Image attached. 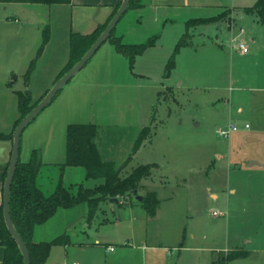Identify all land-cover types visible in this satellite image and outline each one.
<instances>
[{"label": "rangeland", "instance_id": "374dc122", "mask_svg": "<svg viewBox=\"0 0 264 264\" xmlns=\"http://www.w3.org/2000/svg\"><path fill=\"white\" fill-rule=\"evenodd\" d=\"M142 1L122 16L115 36L122 34L126 43L155 38L154 45L137 56L131 69L129 58L105 41L58 93L83 86L77 115L55 114L48 105L25 128L21 159L27 160L30 146L41 151V158L46 146L59 148L68 120L96 123L101 148L122 177L141 164H152L139 195L156 190L161 203L160 215L152 220L136 194L127 202L102 203L90 224L96 228L95 237L114 235L119 244L111 245L114 248L124 246L121 242L135 246L162 242L156 249H142L139 264H212L215 259L221 264L226 253L244 248L249 256L230 264H264V177L249 176L245 167L258 151L264 152V25L243 10L257 0ZM226 8L230 10L222 20L187 29L188 19L217 15ZM21 9L8 10L10 17L4 18L0 12V128L6 132L13 116L20 114L16 91L30 90L39 98L44 87L51 86L52 60L60 58L54 51L61 43L55 41L44 58L45 69L40 66L33 83L25 81L24 70L36 56L49 18L42 16L45 21L40 23ZM241 28L244 32L238 36ZM186 32L189 44L180 49L176 67L165 77L166 64ZM242 38L248 51L235 48ZM9 67L14 69L7 73ZM92 67H104L106 73L90 75ZM231 122L239 128L225 138L218 130ZM142 130L148 137L132 154ZM98 182L90 179L86 185ZM238 183L244 189L233 195L230 186ZM44 192L50 194V188L44 187ZM247 196L249 210L231 212L233 201ZM134 219L137 237L131 239ZM91 242L101 249L96 264H105L103 245ZM62 253L55 251L46 264H62Z\"/></svg>", "mask_w": 264, "mask_h": 264}, {"label": "trees", "instance_id": "16d2710c", "mask_svg": "<svg viewBox=\"0 0 264 264\" xmlns=\"http://www.w3.org/2000/svg\"><path fill=\"white\" fill-rule=\"evenodd\" d=\"M0 2L54 4L71 3L72 0H0ZM141 2L142 0H131L129 9L140 7ZM120 4L121 2L116 6L113 15ZM227 10L229 11L230 9L226 8L213 16L190 18L186 21V27L188 29L195 24H209L220 21L228 13ZM243 10L248 14L256 15L258 20L264 25V0H257L252 6H245ZM111 18L105 24L98 26L94 31L87 34L80 33L74 29L71 30L70 58L57 79L84 55L106 28ZM116 27L108 40L119 52L124 53L129 58L130 67L133 69L137 56L142 54L149 46L154 45L155 38L144 43H126L121 36H115ZM42 35V42L37 56L31 61L25 74L27 80L30 78L38 57L42 54L50 39L49 24L44 26ZM186 36L187 32L177 42L166 64L165 77L171 76L173 69L176 67V58L180 49L189 44ZM16 93L18 95L20 116L10 133L0 132V140L8 139L13 142V133L17 124L46 94L38 100H33L30 90H19ZM97 134L98 125L96 123L72 122L68 124L66 156L65 160L60 163V178L54 191L48 195L38 185V175L42 166L41 151L37 148L33 149L31 157L27 161H22L19 158L11 187L10 208L14 225L30 250L31 264H46L54 245H65L70 242L68 233H63L48 241L33 240L35 227L45 223L60 207L72 208L84 204L86 206L84 217L87 223H91L99 210H102V203L109 202L113 197H118L119 201L122 199L123 202H127L131 199L132 194L139 195L140 189L145 186V184H142V180L150 177L152 174L153 166L151 163H147L133 168L130 173L122 177L121 169L117 168L114 160L102 158L96 143ZM148 134L143 130L139 133L135 140L132 154L140 148L143 141L148 137ZM9 163L10 161L4 173V180ZM67 166H81L85 169L86 179H93L99 182L94 186H87L84 182L78 183L77 186H66L63 181V170ZM142 205L150 216H154L160 205L157 192L149 190L143 196ZM0 243L5 247L3 264H24L23 254L5 223L3 203L0 205ZM247 255L248 251L246 249H235L226 253L220 263L227 264L234 259L246 257ZM212 264H217V260H213Z\"/></svg>", "mask_w": 264, "mask_h": 264}, {"label": "crops", "instance_id": "0c3cea01", "mask_svg": "<svg viewBox=\"0 0 264 264\" xmlns=\"http://www.w3.org/2000/svg\"><path fill=\"white\" fill-rule=\"evenodd\" d=\"M120 2H122V0H72L71 3H54V4L0 2V12H2L1 14L3 18L10 17V15L7 16L9 12L8 10H19L20 8H23L21 9L22 10L21 13H26L27 11V13H29L31 16L33 15L36 16L34 21L42 23L45 21V20L42 21V16L43 18H49L47 24H49L50 26V39L46 44L42 54L38 57L34 69L28 80L25 74L34 57L30 58L28 65L26 64L27 68L24 70L25 81L27 83H33V78L35 76V73L40 68V66L42 65V68L45 69L47 63L44 61L45 60L44 58L56 41L61 44H58L59 46L54 51V53H56V56L60 55V58H56L55 60H52V64H54V67L52 68L53 76L49 80L50 85L52 86L70 58L71 30L74 29L83 34H87L94 31L98 26L108 22V20L112 17L116 6ZM43 6H47V7H43ZM46 11L49 13H44ZM40 12H42L43 14H41ZM2 21L3 19H1V22ZM119 36H122V34H120ZM123 37L124 36H122V38ZM38 49L36 52V56L38 53ZM13 69L14 68L9 67L6 72L9 73ZM105 71L106 69L104 67L103 68L92 67L88 71V73L90 75H94V74L101 75L106 73ZM101 79H103V77L100 78V80ZM76 86L78 85L76 84L75 87H71V89H69V91L66 93L62 91L48 108H52L53 106V112L55 114H60L61 112L62 114L76 113L77 115L76 112V110H78L77 100H79V96L82 93L81 91L83 90L81 88L83 86L80 87L79 89H77ZM84 86L87 85L85 84ZM50 87L49 86L44 87L45 89L44 94L50 89ZM44 94H42L37 99L33 98V100L40 99ZM19 116L18 117L13 116V119L11 120L12 121L11 130L6 132V130L0 128V132L10 133L14 129L15 122L19 118ZM68 124H70L69 120L66 122L64 126L65 137L62 145H60L59 148L56 147L54 149L47 148L46 146L42 151V166L40 168V172L38 175V185L43 191H44V187L47 186L48 188H50V191L53 192L58 184L61 174L60 163L65 160V156H66ZM98 135L99 132L96 136V143L102 158L105 160H112L105 152L104 148L103 149L101 148L102 146L100 145V142L98 140ZM12 146H13L12 141L8 139L0 140V205L3 203L4 173L7 168L8 162L10 161L11 158ZM35 148L36 147L33 146H30V148H28V151L26 153V156L28 157L27 160L30 159L31 153ZM21 153H22V148L20 151V158H21ZM261 155L264 156V152L258 151V155L252 156L251 159H249V161L252 160L256 161L252 164H250L249 162L248 165L245 166L246 170L249 172V176L253 177L254 175L256 176L258 175L264 177V158L261 159L260 158ZM27 160H22V161H27ZM63 181L66 186H77L78 183L81 182L86 183L88 179H86L85 169L83 167L67 166L63 170ZM243 189L244 187L240 183H238L237 185L234 184L233 186H230V191L233 195L235 194L238 195ZM156 192L161 203V198L159 196L160 194L158 193V191ZM212 195L215 198L218 196V194L215 192H213ZM246 198L247 199L244 200L245 199L244 198L242 202H239V200L233 201L234 202V203L232 202L233 205H235V203H240V204L238 206L232 205L231 212H232V208L233 211H235L236 209L248 211L250 208L249 201L251 198L249 196H247ZM85 211H86V206L84 204L72 208L60 207L50 219H48L45 223L37 225L35 227L33 233L34 241H48L54 239L55 237L63 233L69 234L70 242L65 245L63 244L54 245L48 260L51 258V256H53L55 251L57 252L58 250V252H60L62 250L63 253L60 255V260L62 261V264H86V262L96 264L100 258L99 251L97 250H101V249L95 248V246L91 242L92 239H94V242L96 244L103 245V248L105 250L104 251L105 264H137V263L139 264L140 257H143L142 249L149 250L150 248L156 249L159 246H163L162 242H159V245L148 244L143 246L142 245L135 246L134 244L130 245L128 243L121 242L122 244L124 243V246H120L114 249H109V246L111 245H119L118 240L114 235L106 234V233L98 234V236L95 237L94 229L96 228H92V226H90L91 223L85 222L84 220ZM159 215H160V205L157 209V213L154 216H149V220H152L153 218L154 219L158 218ZM106 220H108V218H106L104 221L102 220L101 223L102 224L105 223ZM93 221L94 220H92V222ZM137 227H138L137 219H134L131 223V232H129L130 233L129 235L131 236H128V238L131 237V239H135L137 237V230H136ZM138 236H140V233L138 234ZM226 249L228 250V248ZM246 250L249 251V249ZM4 251H5V247L3 244L0 243V264H3ZM148 253L149 251L145 252V254ZM230 262L228 264H230Z\"/></svg>", "mask_w": 264, "mask_h": 264}, {"label": "water", "instance_id": "95a60500", "mask_svg": "<svg viewBox=\"0 0 264 264\" xmlns=\"http://www.w3.org/2000/svg\"><path fill=\"white\" fill-rule=\"evenodd\" d=\"M130 1L131 0H122L119 8L107 24L106 28L96 39V41L68 71H66L55 81L53 86L46 92L42 99L21 119V121L17 124L14 130L11 158L3 186V212L7 228L15 239V241L17 242L23 254L24 264H31L30 250L25 240L14 225L10 208V193L12 183L15 177L16 168L20 158L22 134L25 128L42 112V110H44L48 105L52 103L54 98L63 89L65 84L68 83L72 79V77L76 75L88 63V61L93 57V55L100 48V46L108 40L112 31L115 29L122 16L129 9ZM254 162L256 161L252 160L250 161V164ZM137 199L143 200V195H137ZM110 202L112 204L114 202H119V198L113 197L110 199Z\"/></svg>", "mask_w": 264, "mask_h": 264}, {"label": "built area", "instance_id": "2783aa9c", "mask_svg": "<svg viewBox=\"0 0 264 264\" xmlns=\"http://www.w3.org/2000/svg\"><path fill=\"white\" fill-rule=\"evenodd\" d=\"M244 32V28H241L240 29V33L238 34V36H241ZM237 36V37H238ZM235 48L238 50V51H248L249 50V45L247 44V42L245 41L244 38L241 39V41L235 45ZM245 127L248 128L249 127V124H245ZM239 126L236 122H231L229 125L225 126V127H220L219 128V133L224 136L225 138H229L231 136V134L238 130ZM219 212L217 211H214V214H218ZM109 249H114L113 246H109Z\"/></svg>", "mask_w": 264, "mask_h": 264}]
</instances>
